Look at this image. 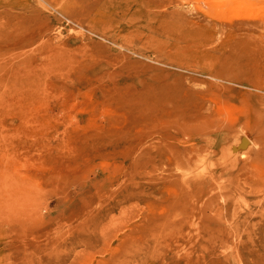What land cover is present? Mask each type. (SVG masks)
I'll return each mask as SVG.
<instances>
[{"label": "rangeland", "instance_id": "obj_1", "mask_svg": "<svg viewBox=\"0 0 264 264\" xmlns=\"http://www.w3.org/2000/svg\"><path fill=\"white\" fill-rule=\"evenodd\" d=\"M249 77L264 0H0V264H264L256 167L193 189Z\"/></svg>", "mask_w": 264, "mask_h": 264}, {"label": "bare ground", "instance_id": "obj_2", "mask_svg": "<svg viewBox=\"0 0 264 264\" xmlns=\"http://www.w3.org/2000/svg\"><path fill=\"white\" fill-rule=\"evenodd\" d=\"M201 74H206L212 76V78L225 80L229 79L228 77L223 76L222 68L219 65H214L207 67L202 72H198ZM226 81V80H225ZM241 82V83H240ZM239 84L243 86H247L249 91L246 94H241V103H242V115L243 118L249 123L248 125L260 120L262 111L264 110V78L257 77L255 78H245L240 79ZM209 104V107H208ZM212 106H217V103L210 100V103H205L204 101L198 103L197 108L202 110L204 113H199L198 115L192 116V114L188 117L183 116V120L185 124H194L196 120L205 119L204 121H208L212 119L214 116V111ZM204 114V115H203ZM201 127H205L202 125ZM224 127H220L219 130L214 131V135H218L220 138V144L218 146L219 151L222 154V163L217 161H212L201 181L196 182L193 185V189L199 188V186L204 187L205 185L219 182L223 177L226 176H234V173L238 175L239 173L249 174L250 167H256L257 169V180H252L250 178V187L253 191H261V187H263L264 183V133L258 131V136L256 139L261 142L260 149L254 153H252L254 144H257L251 138V136L243 129L240 130H225ZM199 133L195 135V137H190V142L195 143L202 141V137L207 133V129H199ZM231 132L229 135H225ZM211 132L208 131L206 136H208ZM188 137V138H189ZM213 153V151H212ZM215 153V151H214ZM210 152H208V156ZM241 161V162H240ZM203 162V161H200ZM200 162L187 163L185 169L190 170L191 172L198 169L203 165H198ZM260 174L258 171H260ZM183 196L187 198L189 196V190L183 189ZM232 195L229 194L227 198H230ZM217 196L209 197L205 204L212 205L216 202ZM252 220V217H247L246 219Z\"/></svg>", "mask_w": 264, "mask_h": 264}]
</instances>
